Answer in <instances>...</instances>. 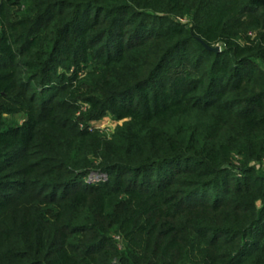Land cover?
I'll return each instance as SVG.
<instances>
[{"label": "trees", "instance_id": "16d2710c", "mask_svg": "<svg viewBox=\"0 0 264 264\" xmlns=\"http://www.w3.org/2000/svg\"><path fill=\"white\" fill-rule=\"evenodd\" d=\"M0 264H264V0H0Z\"/></svg>", "mask_w": 264, "mask_h": 264}, {"label": "rangeland", "instance_id": "374dc122", "mask_svg": "<svg viewBox=\"0 0 264 264\" xmlns=\"http://www.w3.org/2000/svg\"><path fill=\"white\" fill-rule=\"evenodd\" d=\"M121 121H116L110 116H105L100 120H95L91 123L92 127L94 128H101V129H107L108 131H113L117 124H120ZM99 175H92L89 176V180L94 179L93 177H96ZM94 181V180H92ZM96 181V180H95Z\"/></svg>", "mask_w": 264, "mask_h": 264}, {"label": "built area", "instance_id": "2783aa9c", "mask_svg": "<svg viewBox=\"0 0 264 264\" xmlns=\"http://www.w3.org/2000/svg\"><path fill=\"white\" fill-rule=\"evenodd\" d=\"M90 126H91V128H94V127H92V125L90 124ZM94 179H91V181L92 180H96V181H99V180H101V179H105L106 178V176L105 175H100V176H96V177H93Z\"/></svg>", "mask_w": 264, "mask_h": 264}, {"label": "water", "instance_id": "95a60500", "mask_svg": "<svg viewBox=\"0 0 264 264\" xmlns=\"http://www.w3.org/2000/svg\"><path fill=\"white\" fill-rule=\"evenodd\" d=\"M212 49H214L216 51H220V47H215V48H212Z\"/></svg>", "mask_w": 264, "mask_h": 264}]
</instances>
